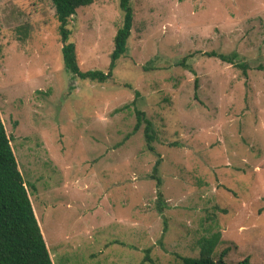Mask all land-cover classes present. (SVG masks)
I'll use <instances>...</instances> for the list:
<instances>
[{
	"label": "rangeland",
	"instance_id": "1",
	"mask_svg": "<svg viewBox=\"0 0 264 264\" xmlns=\"http://www.w3.org/2000/svg\"><path fill=\"white\" fill-rule=\"evenodd\" d=\"M128 4L99 84L64 70L48 0H0V119L52 264H175L213 233L214 259L264 264V0ZM121 20L118 0L75 11L80 72L106 71Z\"/></svg>",
	"mask_w": 264,
	"mask_h": 264
},
{
	"label": "trees",
	"instance_id": "2",
	"mask_svg": "<svg viewBox=\"0 0 264 264\" xmlns=\"http://www.w3.org/2000/svg\"><path fill=\"white\" fill-rule=\"evenodd\" d=\"M53 8V15L57 22V32L60 43V54L65 71L79 79H86L96 83L107 80L115 66L116 61L126 52V44L131 29V8L128 0H118V8L122 12L121 25L116 29L112 39V51L109 54V65L106 71L80 72L76 63L73 43L69 42L70 30L67 28L69 19L78 8L92 4L93 0H48ZM206 57L217 58L223 63L234 65L242 76L246 78V63H237L236 54L230 55L209 52ZM196 88V82H194ZM137 95V92L134 94ZM130 104H133L131 102ZM124 105L123 108H128ZM135 132L143 120V135L147 149L153 151L151 143L154 140L151 123L143 118V114L135 110ZM10 138L6 135L0 119V264H52L46 242L40 231L35 212L31 206L28 190L32 185L24 182L9 145ZM160 160L156 159L150 179L155 181L157 199H161V180L157 176ZM161 211V209L159 208ZM220 240L219 233L198 241L199 252L196 257H180L175 264H227L224 261L226 250H223L216 259L213 251ZM246 260L235 264H245Z\"/></svg>",
	"mask_w": 264,
	"mask_h": 264
}]
</instances>
